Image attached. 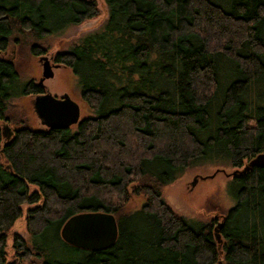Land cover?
<instances>
[{"label":"trees","instance_id":"trees-1","mask_svg":"<svg viewBox=\"0 0 264 264\" xmlns=\"http://www.w3.org/2000/svg\"><path fill=\"white\" fill-rule=\"evenodd\" d=\"M104 2V23L52 57L90 114L35 127L14 100L46 88L4 52L41 55L99 7L0 0V264H264V163L243 169L264 152V0ZM206 158L238 167L219 240L216 217L194 223L163 197ZM24 209L26 237L12 230ZM88 215L113 216L114 239L71 237Z\"/></svg>","mask_w":264,"mask_h":264},{"label":"rangeland","instance_id":"rangeland-1","mask_svg":"<svg viewBox=\"0 0 264 264\" xmlns=\"http://www.w3.org/2000/svg\"><path fill=\"white\" fill-rule=\"evenodd\" d=\"M97 4L99 7L98 15L87 18L80 23L69 25L62 31L41 40L39 43L46 47L45 52L41 55L49 56L51 62L55 63L52 57L58 51L67 49L82 35L99 28L107 17V8L104 0H97ZM4 54L15 60L21 82L28 78L35 81L39 79L41 75L39 57L41 55H33L26 43L12 44ZM43 84L53 94L61 95L67 92L76 100L80 105V117L90 114L86 103L81 99L77 78L70 68L60 64L53 67V76L44 79ZM32 99L33 96L30 95L20 96L14 102L16 107L25 113L29 125L41 127L43 125L34 112ZM6 137L8 135L5 133L4 138ZM236 169L238 167H233L226 158H206L187 167L168 183L163 189V197L175 211L194 223L206 222L214 217L220 221L226 211L234 204L231 181ZM194 178L196 179L195 182ZM137 204L138 199H133L128 203L127 208ZM24 214L25 209L15 221L12 230L26 237ZM10 243L9 234L7 249L10 248Z\"/></svg>","mask_w":264,"mask_h":264},{"label":"water","instance_id":"water-1","mask_svg":"<svg viewBox=\"0 0 264 264\" xmlns=\"http://www.w3.org/2000/svg\"><path fill=\"white\" fill-rule=\"evenodd\" d=\"M41 61V75L38 79L43 82L44 79L53 76V67H57L58 63L51 62L47 55L39 57ZM32 105L36 116L39 118L41 124L48 127H66L76 123L80 118V105L67 92L61 95H56L48 91L38 93L33 96ZM264 163V152L258 153L250 159L243 169L248 168L252 164ZM195 182V178L193 179ZM193 182V183H194ZM82 218L81 227H78L77 234L71 237L76 238H103L107 242L114 239L116 235V221L113 216L108 215H88ZM221 221H218L215 226V237L219 240L218 226ZM63 235L70 238L67 229H63ZM221 264V261H218Z\"/></svg>","mask_w":264,"mask_h":264},{"label":"flooded vegetation","instance_id":"flooded-vegetation-1","mask_svg":"<svg viewBox=\"0 0 264 264\" xmlns=\"http://www.w3.org/2000/svg\"><path fill=\"white\" fill-rule=\"evenodd\" d=\"M51 59V58H50ZM56 63V62H55ZM43 83V82H42ZM43 125V124H42Z\"/></svg>","mask_w":264,"mask_h":264}]
</instances>
